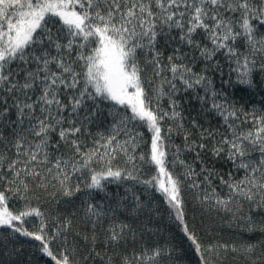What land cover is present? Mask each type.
<instances>
[{"label": "trees", "instance_id": "trees-1", "mask_svg": "<svg viewBox=\"0 0 264 264\" xmlns=\"http://www.w3.org/2000/svg\"><path fill=\"white\" fill-rule=\"evenodd\" d=\"M2 208L0 264H264V0H0Z\"/></svg>", "mask_w": 264, "mask_h": 264}, {"label": "rangeland", "instance_id": "rangeland-1", "mask_svg": "<svg viewBox=\"0 0 264 264\" xmlns=\"http://www.w3.org/2000/svg\"><path fill=\"white\" fill-rule=\"evenodd\" d=\"M103 54L101 68L108 92L110 91L116 98L120 99L122 91H129L130 102L135 105L136 111H140L137 107L141 102V92L132 79L126 84L127 76L124 72L121 55L107 44L104 47ZM119 88H121V93H117ZM0 220L2 223H9L10 220L8 213L3 208L0 209Z\"/></svg>", "mask_w": 264, "mask_h": 264}]
</instances>
